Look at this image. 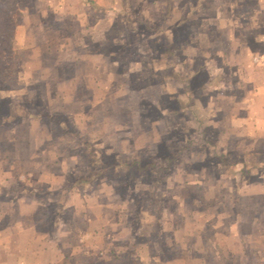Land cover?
Wrapping results in <instances>:
<instances>
[{"label":"rangeland","instance_id":"374dc122","mask_svg":"<svg viewBox=\"0 0 264 264\" xmlns=\"http://www.w3.org/2000/svg\"><path fill=\"white\" fill-rule=\"evenodd\" d=\"M263 68L264 0H0V264H264Z\"/></svg>","mask_w":264,"mask_h":264},{"label":"crops","instance_id":"0c3cea01","mask_svg":"<svg viewBox=\"0 0 264 264\" xmlns=\"http://www.w3.org/2000/svg\"><path fill=\"white\" fill-rule=\"evenodd\" d=\"M263 71H264V68L260 69L258 71V76L256 77L258 79V97L260 96V99L258 102H260V106H264V98H263L264 96V72Z\"/></svg>","mask_w":264,"mask_h":264}]
</instances>
